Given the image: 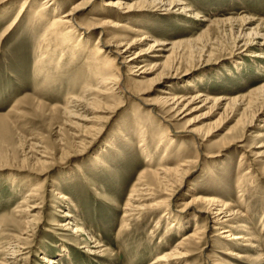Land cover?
I'll list each match as a JSON object with an SVG mask.
<instances>
[{"label":"rangeland","instance_id":"374dc122","mask_svg":"<svg viewBox=\"0 0 264 264\" xmlns=\"http://www.w3.org/2000/svg\"><path fill=\"white\" fill-rule=\"evenodd\" d=\"M19 1L23 0H0V263H3V248L13 243V236L18 235L24 226L22 220L26 213L18 210L26 204L20 202L40 179V175L27 171L40 169L35 163L38 157L35 150L43 147L54 165L47 176L42 175L48 182L40 191L45 204L41 208L35 233L28 239L32 252L23 255L28 258L29 264H44L41 259L43 254L60 258L54 264H150L193 229V213L183 212L182 203L189 199L187 195L194 192L222 198L227 196L229 200H237V194L242 193L245 205L241 207L242 212L248 218L251 231L256 233L254 244L259 247L257 252L247 249L250 258L232 260L225 254L229 247L213 235L214 240L205 244V252L216 254L227 264H264V159L255 158L257 172L244 174L249 166L239 169V156L244 150L235 145L226 147L214 160L200 159L199 164L192 167L193 173L185 177L187 180L180 193L187 198L175 196L173 204H170L177 214L188 219L181 231L169 229L168 218L156 222L159 215L149 210L150 213L141 214V221H130L127 231L121 235L118 233L122 216L120 208L130 188L140 172L152 168L138 145L139 128L144 131V147L152 155L153 164L162 158L169 166L180 158L196 159L203 153H216L220 145L235 133H243L245 149H248L250 142L258 138L256 132L264 131V114L254 119L260 125L251 124L243 131V121L264 105V47L260 58L252 57L259 51L258 47L251 48L248 53L245 52L247 55L241 57L238 54L241 50L236 48L241 38L253 40L252 35L245 36V33H264V0H182L199 14L197 20L187 16L190 11L170 14L161 9L155 13L145 10L125 19L117 18L125 24L123 28H139L149 35L146 43L137 44L136 51L148 47L154 40L173 42L174 51L163 64H176L179 78L159 81L161 78L156 76L159 68L146 74L148 80H136L134 76H129V86L124 84L135 93L103 102L110 104L112 112L108 113L102 125H98L101 128L98 140L96 138L93 145L85 144L84 149L76 154L70 150L82 145L79 143L80 138H84L82 135L92 128V124L96 126V114L81 113L87 119L82 120L67 117L62 110L68 97L80 95L82 83L79 78L85 72L84 50L94 44L98 33L88 37L80 53L72 56L64 53L56 64L61 52H54L51 63L39 70L37 61L40 59V48L46 49L41 41L48 20H41L33 14L42 0H28V8L14 20ZM66 1L60 0L58 15L68 11L77 0ZM134 1L137 0L124 2L130 4ZM100 8L97 6L94 11ZM86 11L78 17L82 23L87 20ZM78 49L76 46L75 50ZM152 61L160 63L163 58ZM186 83L195 85L197 90L210 97L222 96L234 100L227 106L228 109L206 103L188 112L182 119L172 118L171 114L164 113L157 106L152 117H147L144 109L138 108V105H143L142 99H154L160 89H167L168 86L171 92L192 91ZM140 88L149 90L142 95L137 94ZM254 89L259 90L255 92ZM249 100L252 105L245 106ZM139 123L142 127L137 125ZM189 124L193 128L199 127L201 134H210L205 147L182 131L172 142H159L163 128L170 127L173 132ZM165 146L168 147L166 153L163 152ZM94 156H98L102 163L92 161ZM59 194H65L70 203L58 198ZM67 205L85 230L79 237L71 230L58 227L65 219L61 211L68 209ZM203 216L201 214L197 218L200 225L206 222ZM88 232L103 245L105 251L101 255H90L86 251ZM203 246L199 247V251ZM198 252L185 259L187 264H207V259Z\"/></svg>","mask_w":264,"mask_h":264},{"label":"bare ground","instance_id":"6f19581e","mask_svg":"<svg viewBox=\"0 0 264 264\" xmlns=\"http://www.w3.org/2000/svg\"><path fill=\"white\" fill-rule=\"evenodd\" d=\"M124 1L125 0H77L68 11L58 15L60 0H42V4L40 3L41 5L37 7L33 13L35 17L41 20H48L41 41L43 44L45 43L44 47L46 49L40 48V59L39 61L36 59L39 64V70H42L44 66L51 63L54 52H61L56 61V64H58L62 54L66 53L71 56L76 53L78 54L79 51L84 50L83 47L86 45L88 37L93 33L96 35L98 33L94 44L84 50V59L86 60L83 67L85 72L84 75L79 78V81L82 83L80 95L68 97L62 110L63 115L77 119L83 118L82 120L87 119L83 114V116H81V113L86 114L95 112L96 114V116H94L97 121L96 126H94L95 124H92V128L89 126L90 130L82 135L84 138H80L81 140H79V143H82V145H77L78 147L75 146L73 150H70L75 152V154L83 150L85 144L93 145L98 140L97 137H99L98 135L101 132V128L98 125H102V122L108 118V113L112 112L110 104H105L103 102H109V100L119 98V96L123 97L126 93L130 96L132 93H135L128 87V83H130L129 76H134L136 80H148L146 74L154 68H159V72L157 71L158 73L156 74L158 79L161 78L159 81L164 80L163 78H179L176 64H163L174 51L173 47L175 44L173 42L167 43L163 40H154L148 47L136 51L137 44L143 41L146 43V39H150L149 35L143 33L139 28H133L131 26L123 28L125 24L117 18L125 19L134 16L136 12H143L145 10L149 13H155L158 9L159 11L161 9L170 14H184L190 11V14L187 16L194 18V20L200 18L199 14L182 0H137L130 4ZM97 6H101L100 10L94 11ZM17 8L18 10L14 20L19 18L21 13L28 8V0L19 1ZM46 11L48 13H46ZM85 11L87 12V16L85 17L87 20L82 23L79 21L78 17ZM240 17L247 18L244 16ZM245 21L248 22V19H245ZM123 31L126 32V34H121ZM131 35L134 37L131 38ZM244 35H252L253 40L247 41L241 38L239 43L242 42V44L239 45L238 43L236 47L241 50L238 53L240 54L239 56L247 55L251 48L258 47L259 51L255 52L256 54L252 55V57H262L263 53H261V50L264 47V33L249 32ZM50 44H52L53 47H50ZM76 46L77 48L79 47L77 51L75 50ZM166 52L169 54H165ZM157 58H163V62L154 63L152 61ZM238 62L241 64V61ZM186 74L187 73H183V75ZM156 80L157 79H155V81ZM87 82L90 84H87ZM151 82H153V80ZM124 83L128 86L126 85V87ZM186 86L192 87V91L188 90V93L183 91L171 92L169 86L167 89H160L158 91V96L154 99L146 97H143L144 99L141 98L143 100V105H138V108L141 110L144 109L147 117H152L157 106L164 113L171 114L172 118L180 117V119H182L188 112L200 108L206 103L214 104L218 106V108H222L223 106L227 108L232 100H234V98L231 99L222 96L210 97L202 91L197 90L195 85L191 83H186ZM181 87L183 88V86ZM147 90L149 89L140 88L137 94L142 95L146 93ZM139 96L140 95L137 97ZM251 103L252 101L249 100L245 106ZM99 114L103 116H99ZM262 114H264V105L255 114L253 113L249 119L243 121V126L245 127L243 131L251 124L260 125L256 123L254 119H259L258 117ZM137 125L142 127L140 123ZM84 127L85 126H83V128ZM169 129L163 128V133L160 136L159 142H172L179 131L190 135L195 143L201 144L203 147H205L209 141V133L201 134V129H199V127L193 128L190 124L187 126L185 125L182 130H175L172 132ZM133 132L135 131L133 130ZM137 132L139 136L138 145L142 147L141 150L145 154V159L152 168H148L139 173L140 175H138L137 180L129 190L125 203L120 208V212H122L120 228L118 230L120 235L127 231L130 221H141V214L150 213L153 210V212L159 215V219L156 222L161 221L162 218L166 220L168 218L170 220L168 222L169 229L172 228L178 232L181 231L185 227L188 219H184L185 217L177 214L174 207L170 204L175 196L179 195L185 197L181 195L180 189L187 180L185 177L193 173L192 167L199 164L200 159L207 158L214 160L218 158L229 145L239 146L244 150L239 156V169L247 165L249 166L244 170V174L254 171L257 172V168L255 167L257 159H264V131H258L255 134L258 138L250 142L248 149H245L246 146L243 140V133H235L229 140H226L220 145L216 153H203L200 156L198 155L196 159L179 157L180 159L171 166L166 165L165 162H163L164 159L161 158L160 161L154 165L152 155L144 147V131L139 128ZM76 135L78 136V134ZM41 148L35 150V153L37 151L36 154L38 155V157L36 156L35 163L39 164L40 169L36 171H27L40 175V179L37 180V184L28 190V194H26L22 198L23 201L20 202L22 205L26 204L23 209L18 210V212L26 213V217L22 220L24 226L18 235L13 236V243L7 244L8 246L6 245L7 247L3 248L4 257L2 258V264H29L27 261L28 258L23 255L28 254L33 248H31L28 239L35 233L34 231L37 228V223L42 213L41 208L45 204V199L41 196L40 191L45 189L48 182L43 177L48 175L47 172H49L54 165L51 156L43 147ZM167 148V146L163 148L164 153L167 152ZM67 154H70V152L67 151ZM252 156H254V159ZM255 158L257 159L255 160ZM93 160L95 163H102L98 156H94L92 161ZM194 193L187 195L189 199L182 203L184 207L183 212L193 213V219L195 221L193 229L189 230L186 235L167 250L168 252L157 256L150 264H162L166 261H175L176 264H187L185 259L197 253L202 244L204 246L198 253L202 254L204 259H207V264H227L216 254L205 252V244L210 243L211 239L212 241L214 240L213 235L221 238L229 247L225 254L230 256L232 260L241 261V259L250 258L251 255L248 253L247 249H254L256 252L259 250L257 249L259 248L258 244H254L257 238L256 236L254 237L256 233H254L255 231H251L248 218H246L245 213L242 212L241 207L245 206L242 202V193L239 192L237 194V200H229L227 196H223L222 198L221 196ZM54 194H57V192H54ZM57 197L67 200L70 203L69 198L65 194H59ZM66 207H68V209L66 208V210L61 211L63 212L62 217H65V219L62 223L58 224V227L71 230L73 234L79 237L81 234L85 233V230L80 225L81 222L77 223L76 218L73 217L70 207L68 205ZM56 210L60 211L58 208ZM201 214H204L203 218L206 220L202 225L197 222V218ZM208 227L210 232L208 231ZM87 234L89 238L86 243V251L90 255H101L105 249L100 240L90 236L89 232ZM239 246L246 249H237ZM41 259L44 264H54L60 260L56 255L49 256L47 254H43Z\"/></svg>","mask_w":264,"mask_h":264}]
</instances>
